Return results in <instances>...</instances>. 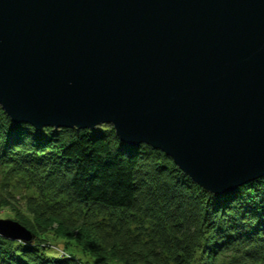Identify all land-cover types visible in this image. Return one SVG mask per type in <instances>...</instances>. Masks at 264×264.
<instances>
[{"label": "water", "instance_id": "obj_1", "mask_svg": "<svg viewBox=\"0 0 264 264\" xmlns=\"http://www.w3.org/2000/svg\"><path fill=\"white\" fill-rule=\"evenodd\" d=\"M0 106L38 129L111 124L232 191L264 175V0H0Z\"/></svg>", "mask_w": 264, "mask_h": 264}, {"label": "trees", "instance_id": "obj_2", "mask_svg": "<svg viewBox=\"0 0 264 264\" xmlns=\"http://www.w3.org/2000/svg\"><path fill=\"white\" fill-rule=\"evenodd\" d=\"M0 167L38 206L36 221L23 222L35 240L0 235V264H264V175L213 193L113 125L38 129L2 106ZM41 233L81 256L59 257Z\"/></svg>", "mask_w": 264, "mask_h": 264}, {"label": "rangeland", "instance_id": "obj_3", "mask_svg": "<svg viewBox=\"0 0 264 264\" xmlns=\"http://www.w3.org/2000/svg\"><path fill=\"white\" fill-rule=\"evenodd\" d=\"M0 194L2 195V201H0V222L2 226L6 227L7 229L9 228V230L13 227L15 230V223H18L33 232L32 227H27L23 223L25 222L26 224H28V222L31 223L33 222V220L36 221L38 206L31 204V201L33 200L29 199V195L32 194V192L31 190H28V188H26L23 183L19 182L16 178L11 177L7 169H3L1 167ZM55 225L57 226V224H54V226ZM76 229L78 228H75L74 230ZM0 235L5 237L2 233H0ZM16 240L26 243L22 239ZM38 240V243L41 244L42 247H46V249L50 248L59 257L70 256L72 252H75L74 247L68 246L66 241H63L62 239H54L53 235L45 236L43 233H41L40 239L38 238ZM76 254L81 256V253Z\"/></svg>", "mask_w": 264, "mask_h": 264}]
</instances>
